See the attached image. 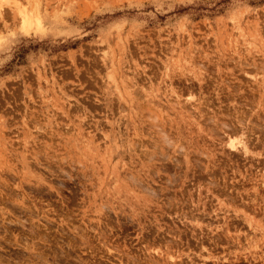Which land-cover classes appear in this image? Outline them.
<instances>
[{"label":"rangeland","instance_id":"374dc122","mask_svg":"<svg viewBox=\"0 0 264 264\" xmlns=\"http://www.w3.org/2000/svg\"><path fill=\"white\" fill-rule=\"evenodd\" d=\"M0 264H264V0H0Z\"/></svg>","mask_w":264,"mask_h":264},{"label":"bare ground","instance_id":"6f19581e","mask_svg":"<svg viewBox=\"0 0 264 264\" xmlns=\"http://www.w3.org/2000/svg\"><path fill=\"white\" fill-rule=\"evenodd\" d=\"M1 16H2V15H1ZM25 17H26V16H25ZM23 19H24V18H23ZM26 19H27V18H26ZM29 19H30V18H29ZM1 20H2V19H1ZM24 20H25V19H24ZM27 20H28V19H27ZM1 22H2V21H1ZM22 23H23V22H22ZM30 23H31V22H30ZM228 139L230 140V138H228ZM231 139H232V138H231ZM236 141H237V139H236ZM234 142H235L234 140H232V141L230 140V143L232 144V146H233ZM239 143H240V141H238L237 143H235V145H236V144H239ZM231 144H230V145H231ZM234 147H235V146H234ZM234 150H235V149H234ZM242 151H243V150H242ZM244 154H245V153H244Z\"/></svg>","mask_w":264,"mask_h":264}]
</instances>
